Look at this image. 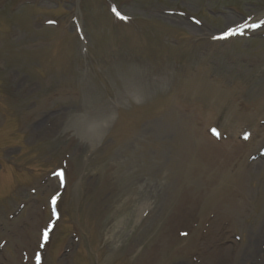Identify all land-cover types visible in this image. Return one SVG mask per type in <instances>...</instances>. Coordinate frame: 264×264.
<instances>
[{
  "label": "rangeland",
  "instance_id": "rangeland-1",
  "mask_svg": "<svg viewBox=\"0 0 264 264\" xmlns=\"http://www.w3.org/2000/svg\"><path fill=\"white\" fill-rule=\"evenodd\" d=\"M248 18L264 0H0V264H264V24L215 40Z\"/></svg>",
  "mask_w": 264,
  "mask_h": 264
},
{
  "label": "bare ground",
  "instance_id": "bare-ground-1",
  "mask_svg": "<svg viewBox=\"0 0 264 264\" xmlns=\"http://www.w3.org/2000/svg\"><path fill=\"white\" fill-rule=\"evenodd\" d=\"M239 24H241V22H239V23L236 24V25H239ZM259 252H260V250L258 251L257 248H256L255 251H253V254H258Z\"/></svg>",
  "mask_w": 264,
  "mask_h": 264
},
{
  "label": "snow or ice",
  "instance_id": "snow-or-ice-1",
  "mask_svg": "<svg viewBox=\"0 0 264 264\" xmlns=\"http://www.w3.org/2000/svg\"><path fill=\"white\" fill-rule=\"evenodd\" d=\"M114 11H115V9H114ZM117 15H119V13H117ZM53 202H55V199L53 200ZM45 239H47V232H45Z\"/></svg>",
  "mask_w": 264,
  "mask_h": 264
}]
</instances>
